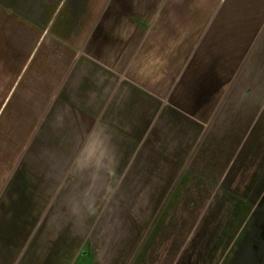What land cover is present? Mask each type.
Wrapping results in <instances>:
<instances>
[{
	"label": "crops",
	"instance_id": "1",
	"mask_svg": "<svg viewBox=\"0 0 264 264\" xmlns=\"http://www.w3.org/2000/svg\"><path fill=\"white\" fill-rule=\"evenodd\" d=\"M232 88L244 91V107H264V0H0V140L30 138L1 182L0 264H45L48 254L69 250L52 226L75 217L74 193L65 189L75 176L63 188L58 182L65 156L68 164L89 156L80 165L98 172L96 184L116 186L114 199L122 213L130 203L131 218L155 216L193 186L215 187L210 217H220L222 203L231 221L244 211L238 234L251 227L260 241L263 153L251 167L263 144L264 109L237 158L229 157L250 109L229 118L228 130L204 136ZM11 153L0 152L2 165H11ZM193 157L194 168L180 178ZM221 164L223 180L216 178ZM251 170L237 194L236 172ZM246 212H255L248 223ZM131 225L140 234L139 223ZM90 255L78 263L91 264Z\"/></svg>",
	"mask_w": 264,
	"mask_h": 264
},
{
	"label": "rangeland",
	"instance_id": "2",
	"mask_svg": "<svg viewBox=\"0 0 264 264\" xmlns=\"http://www.w3.org/2000/svg\"><path fill=\"white\" fill-rule=\"evenodd\" d=\"M237 89L232 88L231 91L225 93L212 121L205 125L207 127L204 135L208 136L211 130L219 133L228 130L232 124L229 118L243 117L244 110L249 111L250 109V114L246 115L247 120L240 125L242 136L236 145L234 156L229 157L231 159L237 158L236 154L241 149L240 146L245 141L249 131L258 125L257 119L264 109L263 106L244 107V91ZM32 126L35 124H28L27 129L30 131ZM29 139L13 138L11 144L6 142V146L4 140H0V152L5 147H10L12 152L10 155L11 165L9 163L2 165L3 156H0V191L3 188L1 182L5 183L10 166L14 169L19 162L21 153L26 148ZM262 143V145L258 143L259 146H262L261 150L253 152L257 158L252 157L253 166L251 168L256 166L255 162L260 161L261 153L264 154V138H262ZM255 146L256 144H253V149ZM49 156L50 159L54 157ZM77 157L80 159L76 160L75 164H68V156H65L64 159H61L60 169H58V182L62 188L68 182L69 174L75 176L72 177V179L75 178L72 180L75 181L74 184L68 182L67 188H65L69 190V193H74V206L72 205L71 209L75 211V217H59L52 225L58 231L56 236H59L62 246L69 250L48 254L45 257L47 260L45 264H79L78 260H85L82 258L85 252L91 254V264H229L231 260L233 261L232 264H236V262L237 264H264V236L260 241L258 235L251 236L249 231L251 227L244 232L242 237L238 234L243 226V223L239 224V216L241 213L244 214V211H237L235 216L237 219L231 221L227 219L228 204L222 203L220 205V217H210V213L215 210V204L211 198L215 193V187L199 186L198 188L193 186L188 189V196L182 197V200L180 197L176 200L168 198L155 216L153 214L148 217V214L146 216L148 218L145 216H139V219H136V216L131 218V213L124 212L130 203H126L125 199L122 213L120 204L116 203V199H114L116 186L111 187L106 179L96 184L99 181V178L96 179L99 175L98 172L95 170L89 172L88 166L85 170V162L80 165L84 158L91 161L88 160L89 156L80 155ZM247 158L245 159L247 160ZM195 161V157L189 160L180 178L185 171L190 170L191 167L194 168L193 163ZM224 165L226 164H221L219 171L217 174L215 173L216 178H220V180L225 179L228 175L227 169L223 168ZM233 166L235 165L233 164ZM236 173L233 181L236 184L235 190L237 194H242L243 187H241L240 182L245 179L241 183H247L250 177H254L251 175L254 174V171ZM193 174L195 177L196 171H193ZM178 182L179 180L173 188L174 192L177 191ZM173 191L172 193H174ZM252 195L250 200L253 201L251 203L253 208L256 205L254 201H257L258 198ZM245 206L247 205L245 204ZM253 213L255 212L250 214L246 212V223L250 221V215ZM49 219L46 221L47 223L50 221ZM136 221L139 223L140 234H138L139 232L135 233V229L131 227V224L133 223L134 226ZM227 222H230V228L227 227ZM260 224L264 225L263 222L255 224L254 231H259ZM218 226L219 228H217ZM222 226L224 227L222 228ZM134 228L136 227L134 226ZM235 231L236 233H234ZM246 242L248 246L252 245L249 252L241 250ZM69 244H73L71 248H68L70 247ZM90 248L92 250H89Z\"/></svg>",
	"mask_w": 264,
	"mask_h": 264
}]
</instances>
